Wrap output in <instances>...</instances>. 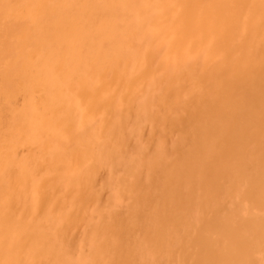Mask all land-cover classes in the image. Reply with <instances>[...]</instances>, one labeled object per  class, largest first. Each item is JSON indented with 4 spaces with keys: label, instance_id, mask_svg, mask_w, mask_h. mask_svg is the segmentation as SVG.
I'll return each instance as SVG.
<instances>
[{
    "label": "bare ground",
    "instance_id": "bare-ground-1",
    "mask_svg": "<svg viewBox=\"0 0 264 264\" xmlns=\"http://www.w3.org/2000/svg\"><path fill=\"white\" fill-rule=\"evenodd\" d=\"M0 264H264V0H0Z\"/></svg>",
    "mask_w": 264,
    "mask_h": 264
}]
</instances>
